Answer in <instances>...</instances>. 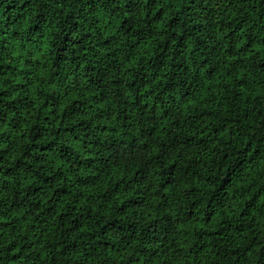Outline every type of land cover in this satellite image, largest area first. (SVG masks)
Here are the masks:
<instances>
[{"label": "trees", "instance_id": "16d2710c", "mask_svg": "<svg viewBox=\"0 0 264 264\" xmlns=\"http://www.w3.org/2000/svg\"><path fill=\"white\" fill-rule=\"evenodd\" d=\"M0 264H264V0H0Z\"/></svg>", "mask_w": 264, "mask_h": 264}]
</instances>
